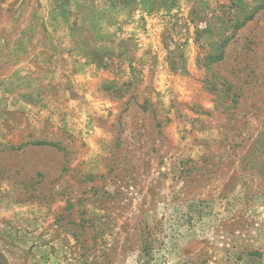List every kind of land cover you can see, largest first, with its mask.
Masks as SVG:
<instances>
[{"label": "rangeland", "instance_id": "1", "mask_svg": "<svg viewBox=\"0 0 264 264\" xmlns=\"http://www.w3.org/2000/svg\"><path fill=\"white\" fill-rule=\"evenodd\" d=\"M0 264H264V0H0Z\"/></svg>", "mask_w": 264, "mask_h": 264}]
</instances>
